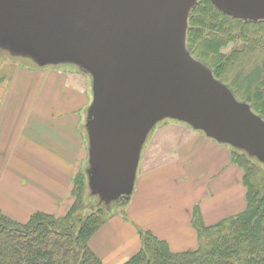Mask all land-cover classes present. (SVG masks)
I'll use <instances>...</instances> for the list:
<instances>
[{
    "label": "water",
    "instance_id": "water-1",
    "mask_svg": "<svg viewBox=\"0 0 264 264\" xmlns=\"http://www.w3.org/2000/svg\"><path fill=\"white\" fill-rule=\"evenodd\" d=\"M198 1L0 0V40L90 70V180L109 198L131 192L145 134L162 116L264 161V121L183 51ZM211 1L234 17L264 20V0Z\"/></svg>",
    "mask_w": 264,
    "mask_h": 264
},
{
    "label": "crops",
    "instance_id": "crops-1",
    "mask_svg": "<svg viewBox=\"0 0 264 264\" xmlns=\"http://www.w3.org/2000/svg\"><path fill=\"white\" fill-rule=\"evenodd\" d=\"M59 73L63 72L54 71L44 74V78H37H40L41 85H44L43 95L52 96L60 111L64 113L63 116L61 112L60 115L54 113L45 100L38 110L36 106L30 107V97L27 93L22 95V102L16 100L18 105H5L0 112V208L22 222L28 221L37 211L59 212V201L67 190V180L70 177L67 171L76 169L74 163L83 148V141L78 140L79 135L77 140L68 137L69 141L66 135L59 134L55 140L53 135L52 142L48 143L45 134L49 129L40 124L43 119L51 118L50 129L76 130L73 123L81 118L77 111L82 110L86 103L90 106L92 104L93 99L89 101L85 97L87 88L90 91L92 89L89 75V78L84 75L81 78L80 74L73 77L64 76L68 86L63 89V76ZM17 111L20 113L19 122L13 119ZM37 113L41 114V117H37ZM25 119L27 124L24 123ZM30 123L36 127L33 128ZM197 135V132L174 123L155 131L151 145L141 159L140 181L138 179L129 215L111 218L90 241L92 249L104 264H122L135 253L141 246L142 229H149L158 237L167 240L173 251L197 248L199 239L192 225L195 207L201 209L207 225L224 219L225 206L231 201V194L239 192V187L218 188L215 194L213 189L207 190L206 185H199L196 189L193 187L194 190L186 193L173 189V181L180 182V177H185L184 183L188 181L192 186L194 181L199 184L202 177L204 178L203 175L198 180L194 175L199 174V171L192 175L188 170L189 165L196 161L190 151L196 144L190 143ZM26 137L27 140L23 143L22 140ZM19 138L20 141L16 143ZM210 145L208 141L207 146ZM212 145L218 146L215 142H212ZM20 147L22 149H19ZM57 150L59 153L52 154ZM215 152L220 158L231 156L232 160V152L229 155L227 148H218ZM206 168L209 170V185L216 184L219 174L216 167L213 164L204 165V168H201L204 169V174ZM159 173L162 174L161 179L156 175ZM74 174L75 172L72 178ZM8 177L13 182L10 191L5 183V178ZM163 181L166 183L162 184Z\"/></svg>",
    "mask_w": 264,
    "mask_h": 264
},
{
    "label": "trees",
    "instance_id": "trees-1",
    "mask_svg": "<svg viewBox=\"0 0 264 264\" xmlns=\"http://www.w3.org/2000/svg\"><path fill=\"white\" fill-rule=\"evenodd\" d=\"M232 21L241 22L239 31ZM186 42L234 97L264 121V20L234 17L211 0H199L190 14ZM246 50L254 56L243 59ZM235 63L239 72L232 79L224 68ZM232 161L244 170L242 212L207 225L195 207L192 225L199 244L186 251H173L167 240L143 229L140 248L122 264H264V165L237 151ZM75 183L83 185L82 179ZM80 186L74 190L76 201L62 216L37 211L22 222L0 208V264H104L90 240L107 218L102 210L85 212Z\"/></svg>",
    "mask_w": 264,
    "mask_h": 264
},
{
    "label": "rangeland",
    "instance_id": "rangeland-1",
    "mask_svg": "<svg viewBox=\"0 0 264 264\" xmlns=\"http://www.w3.org/2000/svg\"><path fill=\"white\" fill-rule=\"evenodd\" d=\"M191 11L189 12L188 20L190 19ZM227 20L231 21L229 19ZM231 24L233 25V29H236V31H239V28L242 27L241 22L239 21H232ZM188 28H189V21H188L187 32H188ZM187 32L185 34V38L183 41L184 53L186 54L188 58L193 60L198 66H201V67L203 66L204 69L209 71L212 77L216 81H219L215 77L211 68L206 63L197 59L192 54V52L189 50L187 46V42H186ZM231 45L232 44L230 43L229 47ZM236 45L238 46L239 44H236ZM228 50H225V51H228ZM37 54L38 53H36L35 49L30 48V47L21 48V49L16 48L12 40L9 38H6L5 42L0 40V112H1V109L5 107V105L6 106L18 105L19 103L17 104L16 100H18L19 102H22L23 101L22 95L24 96V93L25 94L27 93L30 97V107L36 106L38 110V108L42 104V101L45 100L48 103L49 107H51L52 111L60 115V112H61L60 107L53 101L51 95L49 97L47 96L45 97V94L43 95V93H45L44 85L43 84L41 85L40 78H37L39 76L41 78H44V74L54 72V71L63 72V73H59L63 76V79H62L63 85H61V88L63 89L67 88L68 86V83L66 84V80L64 79V76L66 77L69 75L73 77L75 76V74H80L82 78V75L86 77H88L87 75H89L90 81L92 83V89L90 91L87 88V94L85 95V97H87L89 101H92V99L93 101H95V91H94V86H93L94 79H93V76L90 70L85 66V64L81 65L80 63L73 61V60H63V59L57 60V59H52V58H47L48 60L45 61L43 59H38V57L36 56ZM245 54H248V55H245ZM250 56H254V54L251 52V50H246L244 51L243 56L241 57H243V59L244 58L247 59ZM238 64H239V58H238ZM228 65H229L228 67L224 68L226 76L233 79L235 78L236 74L239 72V68L235 67L236 63L233 65L231 64H228ZM225 79L227 80V78ZM28 83H29V86L27 87ZM89 83L90 82L88 79V84ZM31 96H34V98H31ZM89 106L90 105L86 103L85 105L82 106L81 108L82 110L77 111V114L81 118H79L77 122L73 123L74 126H76V130L69 129V131H65V130H59L56 128L50 129L52 126V123L50 121L51 118H47L46 120L43 119L40 123L42 126H45L47 129H49L46 131V134H45V138L48 141V143L52 142L53 135H55L54 136V140H55L59 134L66 135L67 141H69L68 137H74L75 140H77V136L79 135L78 140L83 141L82 152L78 154V156L76 157L75 163H74V167L76 169L74 170L73 168V170L70 169V171L69 170L67 171V175L70 174V177L68 178L69 180H67V190H65L62 200L59 201V206L61 205V209L59 210L57 215L59 216L65 215L68 209L76 201V193L74 192V190L76 191L77 185L80 186L82 184H78L75 182L77 181V179H82L83 185L80 186V192L82 193L83 202L85 206L87 207L85 212L94 213V212H97L98 210H102L104 212V215H106V218H107L105 224L111 218L115 216L127 217L129 215L130 204L132 203L133 197L135 195L137 183H139L140 181L139 171L142 168L141 159L146 153V150L150 147L155 131L158 128H163L165 125H168L170 123L184 126L198 133L196 138L190 143V145L196 144L195 148L190 149V151L193 154L192 156L193 158H196V161L193 165H189L188 170L192 175H194V172L199 171V174L194 175V177H197L198 180L204 175V178L202 177V181H200L199 184H196V181H194L193 186L189 184L188 181L187 183H184V181L186 180L185 177H180L179 178L180 182H178L177 180L173 181L172 183V185L174 184L173 189L177 190L179 193H186L190 190L196 189L199 185H206L207 190L213 189V194H215L218 188L233 187L235 189L239 187V192H234L233 194H231L232 199L226 205L227 208L225 206L226 215L224 216V218L240 213L246 208L247 188L243 182L244 170L231 160V156H228V158H224V157L220 158L218 156V153H216L215 151L218 150V148H221V150H223L224 148H227V152L229 155L233 151H237V153L244 152V153H247L253 161L258 162L261 165H264V161L260 159V157H258L257 155L251 154L245 148H242L240 146L234 145L229 142H221L215 137H212L211 135H209L205 130L194 127L187 121L181 120L179 118L170 117V116H162L160 118L155 119L151 127L148 129L147 133L145 134V138L140 148L139 162L137 164L135 178L133 181V187H132L131 192L124 191V192H120L119 194L115 195L113 198L107 197L105 191L103 189H99V190L96 189L91 184V180H90V171L93 165H92V162L90 161V138H89V130L87 127V123L89 120L88 119ZM63 115L64 113L61 112V116ZM36 116L41 117V114L37 113ZM13 119L16 122H19L20 120L19 111H17ZM24 123L27 124L26 119L24 120ZM31 124L33 123H30V125ZM34 127H36L35 124H33V128ZM41 138H44V137H41ZM26 140H27V137L24 138L22 142L24 143ZM19 141H20V138L16 140V143H18ZM208 141L211 143L209 147L207 146ZM212 142L217 143L218 146H213ZM19 149H22V148L20 147ZM17 153H20V152L17 151ZM57 153H59V150L53 152L52 154H57ZM209 164H213L217 169L216 171L219 173L216 177L217 179L216 184L212 183L209 185V182H208L209 180L208 171L209 170L208 168H206L205 169L206 174H204V169H201L202 167L204 168V165L206 166ZM219 166H221V169H219ZM162 171L163 170H161V173ZM73 172H75V174L72 178ZM161 173L156 174L158 175L159 179H161L162 177ZM16 180L18 181V178H16ZM23 181H25V179H23ZM148 182H150V180ZM5 183H7V189L10 191L11 184H13L12 179L10 177L5 178ZM165 183L166 181L162 182V184H165ZM156 184L159 185L158 180H156ZM105 224L103 225V227L105 226ZM144 230H149V229H144Z\"/></svg>",
    "mask_w": 264,
    "mask_h": 264
},
{
    "label": "bare ground",
    "instance_id": "bare-ground-1",
    "mask_svg": "<svg viewBox=\"0 0 264 264\" xmlns=\"http://www.w3.org/2000/svg\"><path fill=\"white\" fill-rule=\"evenodd\" d=\"M199 2V1H198Z\"/></svg>",
    "mask_w": 264,
    "mask_h": 264
}]
</instances>
